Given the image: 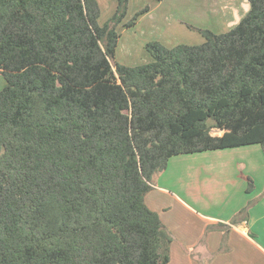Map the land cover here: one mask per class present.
Returning a JSON list of instances; mask_svg holds the SVG:
<instances>
[{
	"label": "trees",
	"instance_id": "obj_1",
	"mask_svg": "<svg viewBox=\"0 0 264 264\" xmlns=\"http://www.w3.org/2000/svg\"><path fill=\"white\" fill-rule=\"evenodd\" d=\"M116 2L100 25L97 0H0V264H168L146 196L170 159L264 153V0L201 45L147 44L135 67L113 64Z\"/></svg>",
	"mask_w": 264,
	"mask_h": 264
},
{
	"label": "crops",
	"instance_id": "obj_2",
	"mask_svg": "<svg viewBox=\"0 0 264 264\" xmlns=\"http://www.w3.org/2000/svg\"><path fill=\"white\" fill-rule=\"evenodd\" d=\"M97 1L103 25L117 2ZM231 1L219 6L204 0V7L235 27L251 5ZM6 84L0 69V88ZM262 153L261 146L251 145L170 159L146 196L173 238L168 264H264V166L256 160L264 159Z\"/></svg>",
	"mask_w": 264,
	"mask_h": 264
},
{
	"label": "rangeland",
	"instance_id": "obj_3",
	"mask_svg": "<svg viewBox=\"0 0 264 264\" xmlns=\"http://www.w3.org/2000/svg\"><path fill=\"white\" fill-rule=\"evenodd\" d=\"M216 2L223 6L234 1ZM204 6V0H168L163 6L158 0H130L128 17L118 26L120 40L113 64L135 67L152 63L153 57L146 48L151 42H159L168 48L177 45L197 46L205 41L199 32L200 29L210 30L216 34L233 29L230 21L221 20L217 13ZM147 7L150 12L142 16L133 28L127 29L125 24ZM103 22L102 18L99 23ZM213 134L221 135L223 132L213 130ZM256 160L264 166V159ZM249 184L250 180L247 189Z\"/></svg>",
	"mask_w": 264,
	"mask_h": 264
}]
</instances>
